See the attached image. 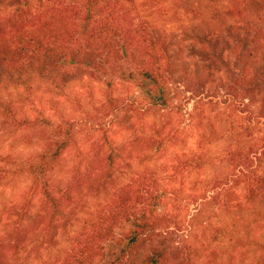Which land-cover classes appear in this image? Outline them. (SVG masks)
<instances>
[{
  "label": "rangeland",
  "instance_id": "1",
  "mask_svg": "<svg viewBox=\"0 0 264 264\" xmlns=\"http://www.w3.org/2000/svg\"><path fill=\"white\" fill-rule=\"evenodd\" d=\"M237 1L243 11L239 19L228 15L231 0H136L137 26L145 27L147 43L152 38L166 74L167 109L150 107L136 81L112 76H84L61 89L39 78L26 86L3 88L0 176L5 179L0 184V230L13 228L38 207L32 182L20 167L41 145L31 138L33 131L13 125L11 115L35 128L69 125L82 151L93 141L114 150L129 148L135 136L155 137L154 127L162 126V135L156 136L162 146L148 151L143 166L134 170H146L158 180V211L173 218L172 228L181 230L180 245L190 246L196 264H215L209 256L213 249L219 252L216 260L227 254L238 259L234 238L242 236L247 217L235 208L233 214H226L223 204L244 205L249 176L262 170L264 0ZM11 12L7 6L0 9V15ZM254 40L260 49L243 71ZM238 78H245L242 89L235 86ZM108 97L120 104L116 116L108 115ZM232 154H240L246 167L238 159L232 161ZM74 155L73 150L67 152L64 170L72 166ZM128 227L118 229L117 235ZM60 240L49 259L66 246L65 237ZM116 251L114 242L106 243L104 258L95 264L113 260Z\"/></svg>",
  "mask_w": 264,
  "mask_h": 264
},
{
  "label": "trees",
  "instance_id": "2",
  "mask_svg": "<svg viewBox=\"0 0 264 264\" xmlns=\"http://www.w3.org/2000/svg\"><path fill=\"white\" fill-rule=\"evenodd\" d=\"M6 6L12 12L0 15V91L26 86L34 78L61 89L84 76H112L136 81L150 107L168 108L166 74L152 38L147 43L145 27L137 26L136 0H0V9ZM228 15L243 17L237 0H231ZM251 43L243 71L260 49L255 40ZM243 79L235 86L244 88ZM107 105L108 115L116 116L117 99L108 97ZM10 117L17 128L33 131L31 138L41 145L20 167L32 182L38 207L13 228L0 230V264H95L104 258L108 242L117 251L105 264H196L190 246L180 245L181 230L172 228L173 218L158 211V180L146 170H134L143 166L148 151L162 146L156 138L162 126L154 127L155 137L135 136L129 148L114 150L93 141L82 151L69 125L48 130ZM71 150L74 162L64 170L62 161ZM260 158L261 173L250 175L245 184L244 205L223 204L226 214L235 208L247 217L242 236L234 238L238 259L227 254L216 260L219 252L213 249L209 256L215 264H264V150ZM231 159L246 167L240 154ZM63 236L66 246L49 259Z\"/></svg>",
  "mask_w": 264,
  "mask_h": 264
}]
</instances>
